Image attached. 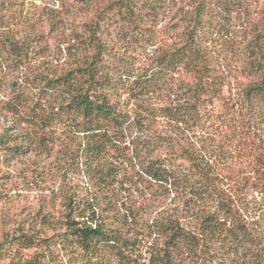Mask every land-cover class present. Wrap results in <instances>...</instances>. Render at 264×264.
<instances>
[{"label": "rangeland", "instance_id": "374dc122", "mask_svg": "<svg viewBox=\"0 0 264 264\" xmlns=\"http://www.w3.org/2000/svg\"><path fill=\"white\" fill-rule=\"evenodd\" d=\"M117 1L5 2L0 135H26L32 150L16 157L0 149V243L18 244L0 264H150L152 252L169 253L171 264H254L247 248L264 264V185L254 171V156L264 159V114L246 108L241 70L242 53L264 23V0L215 9L216 28L201 45L223 95L203 102L198 117L185 121L168 113L186 104V90L195 83L159 60L184 46V19L199 0H164L132 23L122 18ZM105 9L112 14L105 42L120 121L108 126L97 153L91 124L64 110L51 81L78 66L77 40ZM150 164L164 170L168 183L146 176ZM94 217L103 218L114 247L99 261L75 246L73 236L75 223L89 226ZM207 219L230 230L240 221L248 232L244 249L215 235ZM175 228L193 244L173 247ZM28 238L35 246L21 244Z\"/></svg>", "mask_w": 264, "mask_h": 264}, {"label": "trees", "instance_id": "16d2710c", "mask_svg": "<svg viewBox=\"0 0 264 264\" xmlns=\"http://www.w3.org/2000/svg\"><path fill=\"white\" fill-rule=\"evenodd\" d=\"M6 1L0 0V17L2 11L6 9ZM241 1L243 0H199L196 7L184 19L189 27L184 46L167 51L159 60L160 66L175 71L181 69L191 76L195 83L186 90L188 97L186 104L168 113L174 120L196 119L199 105L210 99L216 100L222 97L224 84L219 81L215 69L209 63L201 41L203 38L205 41L208 40L211 32L216 28L215 22L212 20L215 9L220 11L227 2L236 5L235 3ZM163 3L164 0H119L115 2V5L121 9L122 18L132 23L140 20V17L144 19L146 14L154 13L160 6H163ZM109 17H112V14H109L108 9H105L95 20L85 24L87 37H80L77 40L78 51H81L80 56H78V66L51 81L52 89L57 90L65 102L64 110L79 115L91 124L90 130L94 132L93 138H95L91 148L97 153L101 152L100 139L106 137L110 131L108 126L116 125L120 121V116L113 107L116 81L109 58L110 47L105 42L107 33L105 23L109 22ZM61 23L58 18V26ZM258 30L242 53L244 58L241 61V70L247 79V84L245 83L243 90L247 103L246 108L253 115L259 116L261 114L260 116H262L264 114V23ZM146 114H148L147 117L152 116L151 111L146 110ZM33 120V123L38 121L37 118H33ZM31 143L30 138L26 135L14 134L11 131H5L4 134L0 135V149L7 150L9 155L12 154L16 157L26 156L32 150ZM254 157L256 161L255 174L258 175L260 183L264 185V159L256 155ZM144 172L149 179L157 183H168L169 181L164 170L155 168L151 164L144 168ZM98 179L103 185H106L108 181L103 175L99 176ZM192 191L194 196L201 197L203 194L199 190ZM230 217L235 218L232 214ZM101 219L103 218L94 217V223L89 226L84 223H75V231L73 232L75 246H79L86 254L94 258L103 254L105 248L110 250L114 248L111 244L113 240L109 238L107 224ZM235 223L234 230H230L226 224L214 223L212 219H207V225L215 227V235L222 240L228 238L231 243H236L238 250L244 249L245 241L247 242L246 239L248 238L247 229L236 219ZM175 229L177 230L172 235L173 247L177 245L178 241L193 244V241L190 240L193 238L188 236L185 231ZM31 241L32 238L24 239L21 244L30 247L35 246ZM17 245L13 239L1 242L0 262L6 261ZM245 252H247L245 256L251 258L254 264L260 263V253L254 254L251 248H247ZM151 254L150 264H171L172 262L169 253L152 252ZM101 258L103 257L100 256L98 261Z\"/></svg>", "mask_w": 264, "mask_h": 264}]
</instances>
